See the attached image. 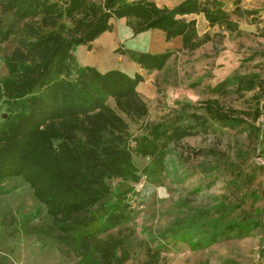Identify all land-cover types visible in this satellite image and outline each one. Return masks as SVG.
Masks as SVG:
<instances>
[{"label":"trees","instance_id":"16d2710c","mask_svg":"<svg viewBox=\"0 0 264 264\" xmlns=\"http://www.w3.org/2000/svg\"><path fill=\"white\" fill-rule=\"evenodd\" d=\"M0 7L15 15L0 25V40L12 36L17 40L5 57L8 74L0 83V100L13 103L0 123V192L7 190L3 185L7 176L24 175L61 231L59 238L91 244L87 249L77 246L80 264H123L129 257L124 239L98 235L132 216L128 182L140 179L134 154L151 156L150 169L159 173L171 152L178 165L187 161L188 154L203 151L181 144L191 127L180 122V113L151 122L132 143L127 137L131 134L128 121L109 98L130 117L148 114L147 102L138 90L143 73L131 74L118 67L102 71L77 63L75 49L111 30L114 18L125 17L134 33L159 28L167 41L180 35L188 48L204 42L197 18L188 14L202 12L210 24L221 23L229 29H235L237 21L221 5L198 0H182L174 6L156 0H0ZM64 16L72 24L60 22ZM171 55V49L130 53L148 72L162 68ZM237 78L248 89L260 84L253 77ZM202 106L204 112L193 113L196 123L209 116L240 125L248 116L257 119L264 113L261 107L227 108L218 98H209ZM106 131L117 141L108 138ZM119 177L123 183L113 187L112 181ZM202 187L199 184L196 190ZM237 196L228 199L231 203H217L219 210L241 207L244 197ZM197 221L199 217L155 234L154 238L165 241L158 242L157 248H169L171 240L198 249L231 230L215 223L198 229Z\"/></svg>","mask_w":264,"mask_h":264},{"label":"rangeland","instance_id":"374dc122","mask_svg":"<svg viewBox=\"0 0 264 264\" xmlns=\"http://www.w3.org/2000/svg\"><path fill=\"white\" fill-rule=\"evenodd\" d=\"M180 1L156 0L169 6ZM198 1L221 5L237 21L236 28L212 25L202 12L188 14L197 18L199 35L204 38L196 48H188L180 35L167 41L159 28L134 33L125 17L114 18L111 30L75 49L77 63L102 71L118 67L131 74L143 73L138 90L147 102L148 114L130 117L109 98L128 121V139L151 122L180 113V122L191 127L181 144L203 151L188 154L187 161L178 165L171 152L159 173L150 169L151 156L134 154L140 179L128 182L132 185L128 198L132 216L98 235L124 239L129 257L123 264H264V113L257 119L248 116L240 125H227L209 116L196 123L193 114L204 112L202 105L209 98H218L227 108L264 110V0ZM14 19L13 12L0 7V25ZM60 22L72 24L66 16ZM16 45L14 36L0 40V83L8 74L5 57ZM165 49H171L172 55L162 68L150 72L130 57L132 51ZM240 75L256 78L260 84L245 88L238 83ZM10 105L0 100V123ZM105 135L117 141L113 133L106 131ZM121 180L115 178L113 187ZM199 184L203 187L196 190ZM3 185L7 190L0 192V264H80L77 246L87 249L91 244L59 238L61 231L25 176H7ZM237 195L244 197L241 207L219 210L217 203H231L228 199ZM196 217L198 229L215 223L231 226V230L198 249L171 240L167 241L169 248H157L158 242L165 241L154 238L155 234Z\"/></svg>","mask_w":264,"mask_h":264},{"label":"crops","instance_id":"0c3cea01","mask_svg":"<svg viewBox=\"0 0 264 264\" xmlns=\"http://www.w3.org/2000/svg\"><path fill=\"white\" fill-rule=\"evenodd\" d=\"M107 31V30H106ZM80 45V44H79ZM87 60H91V59H88V58H86ZM136 65H139L140 66V64L139 63H136ZM141 67V66H140Z\"/></svg>","mask_w":264,"mask_h":264}]
</instances>
